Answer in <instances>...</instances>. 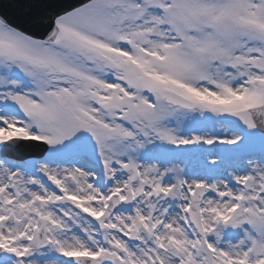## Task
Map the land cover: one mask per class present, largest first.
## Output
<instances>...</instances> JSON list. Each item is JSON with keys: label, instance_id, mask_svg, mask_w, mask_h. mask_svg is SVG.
Returning <instances> with one entry per match:
<instances>
[{"label": "snow or ice", "instance_id": "1", "mask_svg": "<svg viewBox=\"0 0 264 264\" xmlns=\"http://www.w3.org/2000/svg\"><path fill=\"white\" fill-rule=\"evenodd\" d=\"M0 264H264V0H0Z\"/></svg>", "mask_w": 264, "mask_h": 264}]
</instances>
